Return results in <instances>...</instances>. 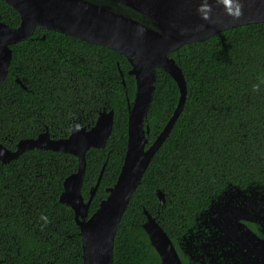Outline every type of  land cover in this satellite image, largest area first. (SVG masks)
Returning a JSON list of instances; mask_svg holds the SVG:
<instances>
[{"label": "trees", "instance_id": "1", "mask_svg": "<svg viewBox=\"0 0 264 264\" xmlns=\"http://www.w3.org/2000/svg\"><path fill=\"white\" fill-rule=\"evenodd\" d=\"M111 8L151 26L130 9ZM0 20L9 27L20 23L18 13L3 0ZM10 48L11 62L0 86V144L6 149L13 151L21 139L46 131L65 138L74 124L92 126L98 113L114 111L105 148L90 149L85 156V201L105 165L90 216L123 163L128 104L135 95L130 66L105 47L40 28ZM169 57L184 77V105L120 220L112 264L160 263L141 227L145 211L178 250L177 239L230 187L264 188V84L253 90L264 79V23L228 29L184 45ZM178 98L174 80L156 70L145 121L148 145L173 115ZM76 169V157L48 150L34 149L0 162V264H83L73 210L59 202L64 179ZM156 190L163 193L164 205ZM41 216L48 218L47 225Z\"/></svg>", "mask_w": 264, "mask_h": 264}, {"label": "water", "instance_id": "2", "mask_svg": "<svg viewBox=\"0 0 264 264\" xmlns=\"http://www.w3.org/2000/svg\"><path fill=\"white\" fill-rule=\"evenodd\" d=\"M3 1L18 13L20 23L17 27H9L0 20V86L11 62L10 47L28 40L36 28L105 47L122 55L130 66L128 75L134 78L135 95L131 104H128L123 163L116 182L107 189L106 198L90 216L89 207L105 165L85 201L81 194L85 156L90 149L105 148L113 127V110L98 113L90 127L74 124L65 138L56 139L46 131L37 138L21 139L13 151L0 144V153H3L0 162L3 164L34 149L76 157V172L64 179L59 202L73 210L81 238L83 264H112L113 243L120 220L150 161L168 137L184 105V77L169 54L184 45L206 41L228 29L264 23V0H242L244 15L236 21L225 14L222 5L213 3L210 22L202 20L197 12L200 0H105L110 2L109 5L87 0ZM111 6L130 9L148 19L151 26L117 13ZM200 25H204L202 30L198 27ZM158 69L174 80L179 98L173 115L148 145L149 126L145 125V121L153 99ZM156 196L159 203L164 205V195L159 190H156ZM141 227L159 257V264H182L175 246L154 217L146 213V222ZM186 242L181 244L185 255L189 257L193 253L189 242Z\"/></svg>", "mask_w": 264, "mask_h": 264}, {"label": "flooded vegetation", "instance_id": "3", "mask_svg": "<svg viewBox=\"0 0 264 264\" xmlns=\"http://www.w3.org/2000/svg\"><path fill=\"white\" fill-rule=\"evenodd\" d=\"M87 1L110 4L105 0ZM184 238L189 242L191 257L185 255L181 244ZM177 247L185 258L183 261L176 249L182 264H264V188L230 187L196 218L186 235L177 239Z\"/></svg>", "mask_w": 264, "mask_h": 264}, {"label": "clouds", "instance_id": "4", "mask_svg": "<svg viewBox=\"0 0 264 264\" xmlns=\"http://www.w3.org/2000/svg\"><path fill=\"white\" fill-rule=\"evenodd\" d=\"M213 3L222 5L225 9V14L230 16L234 21L241 19L244 15L242 0H211V2L210 0H200V5L197 8V12L202 20L209 22L211 21ZM198 27L200 30H202L204 28V25H200ZM261 84H264V79H261L260 83L253 85V90H259ZM2 155L3 153H0V156ZM40 219L44 221L45 225L49 223L46 216H41Z\"/></svg>", "mask_w": 264, "mask_h": 264}, {"label": "bare ground", "instance_id": "5", "mask_svg": "<svg viewBox=\"0 0 264 264\" xmlns=\"http://www.w3.org/2000/svg\"><path fill=\"white\" fill-rule=\"evenodd\" d=\"M81 41H82V40H81ZM84 42H85V41H84ZM87 43H88V42H87ZM90 44H91V43H90ZM160 192H161V191H160ZM161 193H162V192H161ZM162 194H163V193H162ZM146 213H148V212L145 211V214H146ZM161 228H162V227H161ZM116 231H117V230H116ZM173 245H174V244H173Z\"/></svg>", "mask_w": 264, "mask_h": 264}]
</instances>
